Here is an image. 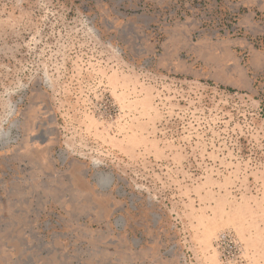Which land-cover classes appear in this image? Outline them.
I'll list each match as a JSON object with an SVG mask.
<instances>
[{"label": "rangeland", "instance_id": "374dc122", "mask_svg": "<svg viewBox=\"0 0 264 264\" xmlns=\"http://www.w3.org/2000/svg\"><path fill=\"white\" fill-rule=\"evenodd\" d=\"M0 264H264V0H0Z\"/></svg>", "mask_w": 264, "mask_h": 264}, {"label": "water", "instance_id": "95a60500", "mask_svg": "<svg viewBox=\"0 0 264 264\" xmlns=\"http://www.w3.org/2000/svg\"><path fill=\"white\" fill-rule=\"evenodd\" d=\"M38 103L37 107H41L42 105L44 109L46 108L47 112L43 115L37 113L38 116H35L33 120V128L29 132V143L27 149L29 148L36 158H44L54 142V137L45 135V131L46 128H48L49 123L43 122L50 116L49 98L47 96L38 98Z\"/></svg>", "mask_w": 264, "mask_h": 264}, {"label": "crops", "instance_id": "0c3cea01", "mask_svg": "<svg viewBox=\"0 0 264 264\" xmlns=\"http://www.w3.org/2000/svg\"><path fill=\"white\" fill-rule=\"evenodd\" d=\"M203 36H205V35H203ZM260 77H257V78H255V80H254V84L256 85V84H258V79H259Z\"/></svg>", "mask_w": 264, "mask_h": 264}]
</instances>
